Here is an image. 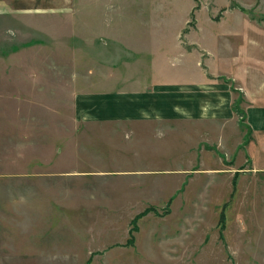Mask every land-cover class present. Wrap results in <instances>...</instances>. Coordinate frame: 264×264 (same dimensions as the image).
<instances>
[{
  "label": "rangeland",
  "instance_id": "1",
  "mask_svg": "<svg viewBox=\"0 0 264 264\" xmlns=\"http://www.w3.org/2000/svg\"><path fill=\"white\" fill-rule=\"evenodd\" d=\"M68 6L0 14V264H264L263 144L244 164L226 122L86 125L73 106L207 76L264 97V0Z\"/></svg>",
  "mask_w": 264,
  "mask_h": 264
},
{
  "label": "crops",
  "instance_id": "2",
  "mask_svg": "<svg viewBox=\"0 0 264 264\" xmlns=\"http://www.w3.org/2000/svg\"><path fill=\"white\" fill-rule=\"evenodd\" d=\"M41 2L46 6H42ZM69 2L70 0H5L6 6L0 9V14L7 10L14 11V14L31 11L60 14L67 9L70 11ZM168 85H156L155 88L143 90H80L75 93L73 102L77 112L76 119L86 125L124 122L152 124L167 121L176 123L180 120H203L211 125H216L217 121L226 122V125L230 124L228 131L232 141L228 140L224 145H232L228 148L243 152L244 164L249 145L256 147L257 141L264 145V97L254 95L250 99L244 92L249 100L244 101L238 92L240 87L228 82H216L208 76L201 82ZM239 106L243 108L242 114ZM248 135L253 136L250 137L251 141H248ZM234 168L242 171L245 167L240 165Z\"/></svg>",
  "mask_w": 264,
  "mask_h": 264
},
{
  "label": "trees",
  "instance_id": "3",
  "mask_svg": "<svg viewBox=\"0 0 264 264\" xmlns=\"http://www.w3.org/2000/svg\"><path fill=\"white\" fill-rule=\"evenodd\" d=\"M243 10L248 11V9H246L245 7H242ZM242 99V97H241ZM148 212V210H144L143 212H141L140 214H136V216L133 218L132 220V224L133 227L131 228L130 231V238H129V242L133 243L135 240V232L137 231V222L139 221V219Z\"/></svg>",
  "mask_w": 264,
  "mask_h": 264
}]
</instances>
